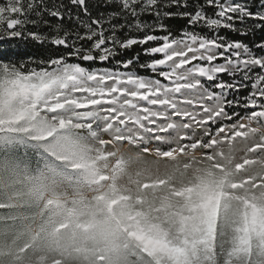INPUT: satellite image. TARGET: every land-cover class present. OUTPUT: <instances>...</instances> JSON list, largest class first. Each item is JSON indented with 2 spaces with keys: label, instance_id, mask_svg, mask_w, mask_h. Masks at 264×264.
Here are the masks:
<instances>
[{
  "label": "snow or ice",
  "instance_id": "snow-or-ice-1",
  "mask_svg": "<svg viewBox=\"0 0 264 264\" xmlns=\"http://www.w3.org/2000/svg\"><path fill=\"white\" fill-rule=\"evenodd\" d=\"M253 136L259 156L264 0H0V165L151 157L163 176L106 200L136 264H264V175L232 165Z\"/></svg>",
  "mask_w": 264,
  "mask_h": 264
},
{
  "label": "trees",
  "instance_id": "trees-1",
  "mask_svg": "<svg viewBox=\"0 0 264 264\" xmlns=\"http://www.w3.org/2000/svg\"><path fill=\"white\" fill-rule=\"evenodd\" d=\"M21 158L13 171L0 165V264H36L42 260L34 256L48 257L57 241L71 244L81 236L91 254L103 251L97 244L114 236L126 252L125 241L109 219L106 200L119 197L112 184L90 195L54 191L47 187L43 161L23 153ZM100 251L96 257L105 259Z\"/></svg>",
  "mask_w": 264,
  "mask_h": 264
},
{
  "label": "rangeland",
  "instance_id": "rangeland-1",
  "mask_svg": "<svg viewBox=\"0 0 264 264\" xmlns=\"http://www.w3.org/2000/svg\"><path fill=\"white\" fill-rule=\"evenodd\" d=\"M258 143L259 139L255 136L248 141L237 142V150L232 161L237 181L247 182L257 175H264V168H261L259 163H247V160L250 159L264 160V152L255 156L250 151L251 147ZM196 156L199 157L200 153H196ZM241 164L245 166L241 170H236L235 166ZM147 169H152V171L148 172ZM43 173L46 177L47 187L54 191L90 195L92 191L106 188L112 184L119 197L135 196L138 192L136 183L138 179L144 180L147 175L156 177L165 174L163 166L157 168L151 157L121 163L115 156L105 153L102 148H94L83 161L78 162V166L72 170L69 177L54 175L44 167ZM186 179V175L177 176V182ZM140 194L145 200L151 201L154 207L159 204V199L163 196L162 192L153 188H148L147 191L140 190ZM84 241L85 237L82 236L76 237V240L71 244L57 241L48 257H41L40 254H37L33 259L42 260L35 262L36 264H136V259H131L127 252L121 250L116 236L109 237L104 242L100 241L97 244L99 249H104L105 259L96 257L97 252L100 251L98 249H95L91 254V249L86 247Z\"/></svg>",
  "mask_w": 264,
  "mask_h": 264
}]
</instances>
